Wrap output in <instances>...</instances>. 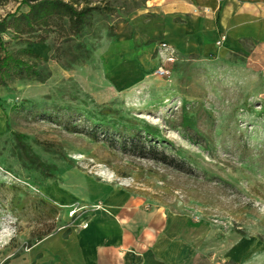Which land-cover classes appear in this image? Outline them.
Segmentation results:
<instances>
[{
  "label": "rangeland",
  "instance_id": "1",
  "mask_svg": "<svg viewBox=\"0 0 264 264\" xmlns=\"http://www.w3.org/2000/svg\"><path fill=\"white\" fill-rule=\"evenodd\" d=\"M19 1L0 5V23L27 11ZM75 2L95 7L79 35L66 20L5 32V49L48 77L0 87V264H66L51 240L72 241L95 205L55 200L70 172L125 188L146 211L187 215L210 232V263L264 264V47L178 56L166 77L159 59L139 79L106 76L95 55L155 0ZM40 38L29 59L24 42Z\"/></svg>",
  "mask_w": 264,
  "mask_h": 264
},
{
  "label": "crops",
  "instance_id": "2",
  "mask_svg": "<svg viewBox=\"0 0 264 264\" xmlns=\"http://www.w3.org/2000/svg\"><path fill=\"white\" fill-rule=\"evenodd\" d=\"M145 10L147 19L135 13L129 22L116 24L113 40L95 55L107 60L106 76L141 78L158 59L159 42L173 46L180 57L203 59H224L244 52L245 45L264 47V0H155ZM6 31L0 24V59ZM71 176L75 184L68 190L56 187L55 200L95 205L88 225L72 241L51 240V250L66 264H213L209 230L187 215L146 211L121 186L95 179L77 183Z\"/></svg>",
  "mask_w": 264,
  "mask_h": 264
},
{
  "label": "trees",
  "instance_id": "3",
  "mask_svg": "<svg viewBox=\"0 0 264 264\" xmlns=\"http://www.w3.org/2000/svg\"><path fill=\"white\" fill-rule=\"evenodd\" d=\"M75 1L76 0H20L19 6H25L27 11L10 16L11 22L9 24L5 22H1L0 24H3L6 29L15 32L16 35H22L34 32L36 29L47 28L54 22L66 20V32L76 36L80 34L87 24L90 13L95 10V7L85 6L79 8ZM7 2L8 0H0V5H4ZM56 27L61 31L62 29L65 30L62 24L60 26L56 25ZM15 39L18 38L15 37ZM44 41L45 39L40 38L39 42L24 43L32 45L35 43H43ZM1 49L4 51V55L0 59V87H6L7 79L9 81L34 80L40 83L47 79L48 76L46 77L41 74V72L33 68L34 66L29 65L23 59H19L8 52L4 44H1ZM22 53L27 55L29 59L34 58L31 50L27 48L22 49ZM160 160L166 162V157Z\"/></svg>",
  "mask_w": 264,
  "mask_h": 264
},
{
  "label": "built area",
  "instance_id": "4",
  "mask_svg": "<svg viewBox=\"0 0 264 264\" xmlns=\"http://www.w3.org/2000/svg\"><path fill=\"white\" fill-rule=\"evenodd\" d=\"M155 54L160 61V65L157 67L155 74L159 77L169 76L170 72L167 66L174 64L179 59L177 51L170 44L159 42L156 45Z\"/></svg>",
  "mask_w": 264,
  "mask_h": 264
},
{
  "label": "bare ground",
  "instance_id": "5",
  "mask_svg": "<svg viewBox=\"0 0 264 264\" xmlns=\"http://www.w3.org/2000/svg\"><path fill=\"white\" fill-rule=\"evenodd\" d=\"M79 210H80V211L83 210V207H78V208L74 207L73 210H71V213L68 214V215H74V214H76V212L79 211Z\"/></svg>",
  "mask_w": 264,
  "mask_h": 264
}]
</instances>
